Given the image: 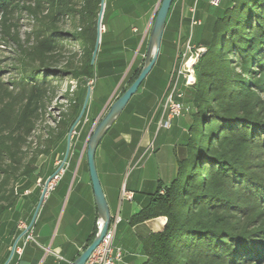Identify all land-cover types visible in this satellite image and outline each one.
<instances>
[{
  "label": "trees",
  "instance_id": "16d2710c",
  "mask_svg": "<svg viewBox=\"0 0 264 264\" xmlns=\"http://www.w3.org/2000/svg\"><path fill=\"white\" fill-rule=\"evenodd\" d=\"M101 1L81 0L82 32L75 36L82 55L76 63L66 69L30 65L16 84L0 81V220L17 205L19 190L37 179L40 156H55L64 150L66 136L82 109L81 93L86 94V90L65 94L68 106H59L57 116L52 117L57 93L53 77L65 73L63 76L80 81L78 89L90 80L96 83L98 58L92 62V54ZM52 4L61 14L74 13L69 1ZM222 5L213 21L210 42L196 41L205 50L193 65L194 98L185 153L176 160L173 179L169 183L159 181L149 203L129 220L130 225H136L167 217L161 231L140 239L144 264H254L263 256L264 208L256 202L264 201V166L250 160L254 158L250 147L254 143L258 144L254 147L264 146V137L259 136L264 133V105L240 100V91L249 89L250 81L232 71L226 55L236 53L244 73L251 67L264 73V0H224ZM107 11L106 4L105 14ZM197 11L194 16L198 18ZM102 24L106 25L105 15ZM188 38L192 42L190 36L179 33L176 40L177 64L166 94L176 80L177 86L181 80L185 84L183 74L178 75V62ZM139 59L138 54L124 78L128 85L121 94L139 75L144 64L143 59L138 67ZM263 82L262 78L253 81L257 86ZM83 119L75 128H84ZM237 189L243 193L235 192ZM246 198L252 201L256 213L251 218L243 217L241 222L235 215L251 209ZM96 231L97 222L86 246Z\"/></svg>",
  "mask_w": 264,
  "mask_h": 264
},
{
  "label": "rangeland",
  "instance_id": "374dc122",
  "mask_svg": "<svg viewBox=\"0 0 264 264\" xmlns=\"http://www.w3.org/2000/svg\"><path fill=\"white\" fill-rule=\"evenodd\" d=\"M56 1L58 0H0V81L4 84H16L15 82H17V80L21 77L24 69L30 65L38 66L45 64L53 68L66 69L67 66L71 63H76V61H78L81 57L82 49L78 46V41L75 35L82 32L80 24V10L82 2L81 0H64L69 1L71 8L74 10L73 15L66 16L59 12L57 5L52 4V2L55 3ZM193 1L195 4L192 8H188V10L184 9V12H187L189 18H191V23L187 16L179 14L180 19L174 28L173 38H171L168 44H166L167 36L165 37L164 35L162 47L163 55L160 57L159 62L157 63L158 65H156L157 68L145 82V84H149L151 86V90L147 92L145 100L148 101L147 103L150 108L151 105H153V109L155 111L158 107H163L161 102L163 97H157V95L160 91L161 93L159 95H162L164 90L163 83L165 81V84L167 83L165 85V89L168 88V83L172 77L171 74L176 69V40L179 33H181L182 36L187 35L192 38V42H189V38L186 39L185 42L187 46H184L183 55L178 62L179 72H181L185 77V84L183 80H181L178 88L179 92L182 93L180 97L181 101L186 106L193 104L194 89L192 87L194 86L195 75L192 67L196 62V53H200L205 50L204 47H199V44L196 43V41L200 40L202 44L210 42L214 18L223 8L222 4L224 0L219 7H214L210 0H200L197 3V0ZM179 2H181V0H179ZM106 4L107 2L105 1L104 11L100 20L102 24L103 16L105 15L106 25L102 24L101 26V33L104 32V34H101L100 44L95 58V60L98 58L96 65V83L93 80H90L86 82L83 87L78 89L77 86L80 81L74 79L73 77L66 75L63 76L65 73H60L53 77V82L57 86V93L56 98L52 103V107L54 108L52 111V117L57 116L59 106H63V108L68 106V102L63 99L65 94L71 95L84 90L87 92L88 87H91L92 90L87 104L88 107L86 108L83 116V122L85 123L84 128H75L72 132L68 156L63 167L58 173L59 177L52 179V181H55L56 187L54 186L55 188L49 190L47 192V195H49H46L47 197L45 198V200H47V198L51 196L48 203L51 210L49 212L50 216L47 226V228L51 231L48 240L51 243L54 241L55 243H58V241L62 240L63 236L61 234L66 221L70 217L69 215L72 216V226H70V229L68 230L70 231V235L74 233V229L76 228L80 227L85 229L92 227L93 225V218L84 197L80 198L78 202L76 201L77 204L73 207L76 199V193L79 191V188L78 185H74L72 189L73 184L70 185V183H67L68 175L73 171V167L76 162L82 163L84 166L87 164V139L89 138V133L94 128V123L97 124L98 121L101 120V117L107 111L110 104L119 96V94H121L122 89L128 85L127 79L124 78L131 68L130 66L126 72L123 70L122 72L115 73L112 68L113 66H106L102 63V61H114L119 53V42L117 38H115L116 30L118 29H116V27H118V25L115 24L116 21L114 20V16L119 20L121 19L125 23L129 20L134 21L135 18L132 17L133 14H131V12L129 13L122 10L121 7L117 8L116 13L112 12V10L108 7V11L105 14ZM196 8L198 9V18L194 16ZM100 11L101 4L98 10V21ZM119 15L121 16L119 17ZM192 17L198 20L199 23L193 25ZM200 23L202 25H199ZM134 29L135 27H133V30ZM138 50L137 54H139L140 58L138 67H141L146 52ZM226 57L229 64L232 66V71L250 81L249 89L244 88L240 91V100L258 101V105H264V82L261 83L260 86L253 83V81L261 78L264 80V73L262 70L258 67H251L250 71L244 73V67L241 62H239L238 55L236 53L226 55ZM120 74H122L120 78L116 76ZM167 76H170L169 80H166ZM114 89L115 92L111 100L112 102L107 106L102 115L96 119L97 121L94 118V121L91 123L93 112L96 109L102 108L104 103L108 101L110 92ZM81 95L82 102L84 103L86 94L81 93ZM136 97L137 95L135 98ZM165 99L166 96L163 100ZM131 107L132 103H130L123 111L119 122L132 115V113L129 112L132 109ZM190 120L191 114L190 112H186L185 114L173 119L171 128L167 129L158 127L162 129L160 137L155 142V146L158 147V150L154 153L153 157L148 161L144 168H141V165L138 166L135 163L136 160L134 162L128 161L124 172L120 170L119 166H115L114 181L116 182L120 178L123 183L121 184L122 186L120 190L122 197L119 203L121 207L119 210L121 217L124 219L123 222L117 224L115 229L117 243L119 242L120 244H125L128 238H135V234L130 231V225L126 221V217L131 209H138L137 205L139 201L137 195H140L141 191H143L144 193L141 194H146L150 197V195L156 191L160 180H162L163 183H169L173 179L176 167V156H180L185 153L184 144ZM44 125L45 123L42 127H44ZM144 127L149 126L146 125ZM154 127L152 128L153 130ZM67 136L66 147L62 152L57 153L55 156H40L38 161L40 170L37 175V179L29 187L24 190H19V202L20 200L25 202L26 199H30L29 202L32 200L31 208L33 210L35 209L37 205L36 202L40 198L46 179L57 170L61 162L64 160L67 150ZM259 136L264 137V133H261ZM155 139L156 137L154 140ZM254 144L258 145L256 143ZM253 145L250 147V154L253 155L254 158H251L250 160H256L259 163H263L262 166H264V146L254 147ZM129 150L130 147H127L126 152L122 157V161L130 155ZM65 172H67V175L66 177H63ZM262 174H264V170ZM141 179L142 184L139 186L140 188H135V185H138L136 182ZM130 188L134 189V193H136L134 199H129L126 195H124V191L127 192ZM137 189H139V191ZM239 191L240 193H243V191L239 189L235 192ZM246 200L250 202L249 206H251V209L247 210V212H242V214L237 213V215H235L237 219L240 218L241 222H243L242 220H245L243 217L248 216V218H251L256 213V210H253L252 208V201H250L249 198H246ZM261 203L256 202V204H258L263 210L264 201ZM44 204L45 203H43V205ZM22 207L17 208L15 206L5 212L1 217L0 224L3 225V227H5V225L12 226V224L15 223L19 225L20 220L30 224L31 218H28L27 220L23 218L24 210ZM73 208H75L76 211H73ZM37 226L38 225L36 224L35 227ZM114 245L117 247L115 243ZM262 255V257L258 258L257 262L253 261L255 262L254 264H264V250ZM64 259L65 258H61L59 261L62 262Z\"/></svg>",
  "mask_w": 264,
  "mask_h": 264
},
{
  "label": "crops",
  "instance_id": "0c3cea01",
  "mask_svg": "<svg viewBox=\"0 0 264 264\" xmlns=\"http://www.w3.org/2000/svg\"><path fill=\"white\" fill-rule=\"evenodd\" d=\"M106 1L107 7H109L112 12L116 13L117 8L121 7L122 10H125L129 13L131 12V14H133L132 17L135 18L134 21L129 20L125 23L121 19L119 20L114 16V20L116 21L115 24L118 25V27H116V29H118L116 30L115 38H117L119 42V53L114 61H102V63L106 66H113L112 68L115 73L122 72L123 70L124 72H126L129 66L131 67L133 63L132 61H134L136 56L138 55L137 50L139 49L138 51L146 52L149 33L153 23V16L160 0ZM194 4L195 2L193 0H181V2H179V0L175 1V4L173 5L168 18L169 22H166L165 30L163 33V37L164 35L165 37L167 36L166 44H168L171 38H173V27L180 19L179 14H184V16H187L189 18L187 12H184V9L188 10V8H192ZM120 16L121 15H119V17ZM133 27H135L134 30ZM162 47L163 38L156 63L146 77L144 83L138 88V91L131 97L126 107L124 108L125 110L128 105L132 103V111H129L130 113H132V115L119 122V119L124 111L123 110L116 121L113 123V125L103 136L96 150L95 160L100 182L109 204L111 216L119 215V223L123 222L124 220L121 217L119 210L121 208L119 203L122 197L120 190L122 186L121 184L123 183L121 182L120 178L116 182L114 181L115 166H119L120 170L124 172L127 167L128 161L134 162L136 160L135 163L138 166L141 165V168H144L148 161L153 157L154 153H156V151L158 150V147L155 146V142L160 137V133L162 131V129L158 127L159 122L162 118L163 108L158 107V109L155 111L153 109V105H151V108L148 106V101L145 100V96L147 92L151 90V86L149 84H145V82L157 68L156 65H158L157 63L159 62L160 57L163 55ZM116 76L119 77L120 75ZM169 77L170 76H167L166 80H169ZM165 82L163 83L164 90L162 92V95H159L161 91L157 95V97H163H161L162 103L164 101V97L166 96L167 90L165 89V85L167 84H165ZM115 89L110 92V96H108L109 99L106 103H104L102 108L96 109L93 112L92 118H95L96 120L99 116L102 115L107 106L112 102L111 100L114 95ZM136 95L137 97L135 98ZM146 125L149 127H144ZM153 127L154 130L152 129ZM155 137L156 139L154 140ZM127 147H130V155L127 156L124 161H122V157L124 156ZM182 155L183 154H181L180 156ZM180 156L177 155L176 160ZM66 173L67 172H65L63 177H66ZM160 182H162V180H160ZM67 183H70V185L73 184L72 189L74 185H78L79 191H77L76 193V199L73 207L76 206L80 198H85V202L93 218L92 227L82 229L78 226L79 228L74 229V233L70 235V231L68 230L70 229V226H72V216L69 215L70 217L66 221L63 232L61 234L63 236L62 240L58 241V243H55V241L53 243L49 242L48 240L51 233L50 229L47 228L50 216L49 212L51 210V208L48 206L49 198L51 197L49 196L47 200L44 199L43 203L45 204L43 205L42 203L38 215L36 216V219L33 223V237L35 238V241L29 240L24 244L23 235L22 237H20V239H18L19 235L22 234L23 231L19 230L20 228L15 222V224H12V226L5 225V227L0 224V264H70L84 250V247L88 243L89 238L94 230L95 222H97V209L94 201V194L89 176L88 164L84 166L82 163L76 162L75 166L73 167V171L68 175ZM136 184L138 185H135V188H140L139 186L142 184V179L140 181L138 180ZM137 190L139 191V189ZM127 191L131 192V199H134V197L136 196V193H134V189L130 188ZM141 193L144 192L141 191ZM141 193L140 195H137L139 201L137 205L138 209H131V211H129L128 213V216L126 217V221L128 223L130 217L141 208L146 206L150 201L149 196H147L146 194L143 195ZM29 200L26 199L25 202H22L21 200L19 202L18 200L16 207L20 208L23 206V218L26 220L28 218H31V222L35 209L33 210L31 208L32 200L30 202ZM38 201L39 199L36 202L37 204ZM72 210L74 211L75 208H73ZM166 221V216H158L136 225H130L129 223L130 231L135 234V238H128L125 244L116 242L117 236L115 233L114 243L123 249V258L118 264H144V262L146 261V257L140 250V239L150 234L151 232L161 231L164 228ZM36 224L38 225L37 227H35ZM17 239L18 241L16 245L23 248L22 254L19 255L16 252H13L11 256L13 245ZM58 258L65 259L61 262Z\"/></svg>",
  "mask_w": 264,
  "mask_h": 264
},
{
  "label": "water",
  "instance_id": "95a60500",
  "mask_svg": "<svg viewBox=\"0 0 264 264\" xmlns=\"http://www.w3.org/2000/svg\"><path fill=\"white\" fill-rule=\"evenodd\" d=\"M172 2L173 0H160L159 5L156 8L154 16H153V23H152L150 33H149L146 53L144 57V64L142 66V69L139 75L134 80V82L119 97H117L110 104L107 111L101 117V120H99L97 124L94 123L93 125L94 128L89 133V138L87 139V145H86L87 146L86 147V157H87L89 176H90V180H91V184L93 188L94 201H95V205L97 209V231H96V234L93 240L84 248V250L70 264H85V262L90 257L92 252L99 246V244L101 243L103 237L105 236L109 228L112 216H111L109 204L105 197V194H104L101 182H100L99 174L97 171L96 160H95L96 150L103 136L106 134L109 128L113 125V123L119 117V115L124 110V108L126 107L131 97L138 91L139 86L146 79V77L152 70L154 64L156 63L159 52H160L163 33L165 30L167 17H168V13L170 11ZM104 7H105V0H102L101 1V11L99 14V21H98V35H97L95 49H94L93 56H92V62L95 61L98 47L100 44V39H101L100 20L102 18ZM90 92H91V87H88L82 109L78 117L76 118L75 122L71 126L70 131L67 136V150L65 153L64 160L61 162L57 170L46 179L45 185L42 189V192H41V195L38 201V204L35 208L32 220L30 222V226L33 225L36 219V216L38 215L39 209L47 195L48 184L59 173V171L64 165V162L70 150L72 132L74 131L76 125L79 123V121L81 120V118L83 117L85 113L88 100L90 97ZM22 235L23 233L19 235L18 239H20ZM18 239L14 243L13 248L16 246ZM12 254H13V249H12L11 256Z\"/></svg>",
  "mask_w": 264,
  "mask_h": 264
},
{
  "label": "built area",
  "instance_id": "2783aa9c",
  "mask_svg": "<svg viewBox=\"0 0 264 264\" xmlns=\"http://www.w3.org/2000/svg\"><path fill=\"white\" fill-rule=\"evenodd\" d=\"M210 2L214 6H219L221 0H210ZM199 21L192 17V24H198ZM102 26V24H101ZM101 29V27H100ZM187 46V45H186ZM196 60L198 58L199 53H196ZM193 68V67H192ZM182 74L178 70V75ZM182 93L179 92V88L177 86V80L174 82L171 90L166 94V99L162 103L163 113L162 118L159 122V127L163 128H171L173 119L189 112L191 110L190 106H186L180 99ZM59 175L57 174L54 178H58ZM55 186V181L51 180L48 184L47 191L53 189ZM124 195L127 198L131 199L132 194L129 191H124ZM120 222L119 215L112 216L109 228L103 237L99 246L92 252L90 257L87 259L85 264H118L123 258V249L119 246L114 245V236H115V229L117 224ZM19 228L23 231L24 236V244L29 240H35L33 237V225L26 223L23 220L19 221ZM23 248L20 246H15L13 248V252L17 254H22Z\"/></svg>",
  "mask_w": 264,
  "mask_h": 264
}]
</instances>
